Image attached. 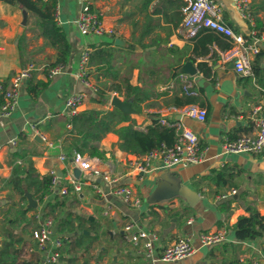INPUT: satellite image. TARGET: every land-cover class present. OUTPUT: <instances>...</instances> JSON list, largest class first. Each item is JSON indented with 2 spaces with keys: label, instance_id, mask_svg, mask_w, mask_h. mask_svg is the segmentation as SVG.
Masks as SVG:
<instances>
[{
  "label": "crops",
  "instance_id": "obj_1",
  "mask_svg": "<svg viewBox=\"0 0 264 264\" xmlns=\"http://www.w3.org/2000/svg\"><path fill=\"white\" fill-rule=\"evenodd\" d=\"M55 1L56 23L66 33L74 52L64 70L48 76L47 66L55 61L57 50L40 34L36 16L19 3L0 0V80L9 85L15 72L29 63L37 66L32 78L19 87L11 115L0 118V249L7 234H14L12 246L0 254V264H45L48 252L37 248L31 232L47 218L53 220V236L63 240L58 264H264V229L252 240H238L233 231L241 215L258 213L264 224V149L259 154L221 152L223 142L255 132L252 109L264 104V87L256 83L253 75L238 74L232 60L224 58L230 41L210 30L185 36L180 31L185 0H91L103 25L113 30L103 35L83 34L77 29L74 21L81 0ZM215 1L221 6L219 16L235 32L247 36L255 30L264 36V0H249L252 22L240 16L231 0ZM117 38L120 43L115 42ZM84 47H89L93 55L88 69L92 87L75 75L79 52ZM98 50L112 52L113 68L107 69L103 60L107 56ZM260 51L264 53V39ZM185 61L195 66L194 75L180 72ZM263 65L262 61L260 66ZM125 76L131 85L146 87L151 93L140 104L141 112L130 114L136 125L144 128L159 119L162 124L174 126L176 136L187 127L197 135L204 159L187 167L155 169L135 179L124 172L127 161L138 156L120 150L117 134L108 132L96 142L105 153L97 165L112 171V175L120 173V184L132 183L141 199L139 206L126 204L121 196L109 193L107 182L95 178L100 192L86 185L77 197L60 195L50 188V193L40 200L32 191H26L36 207L23 213L27 197L24 200L11 185L3 186L15 160L10 153L24 149L40 177L49 175L52 169L65 173L67 162L60 155H65L61 142L70 117L66 97L86 93L79 111L112 109L113 95L125 100ZM115 85H121V94ZM98 91L104 94L103 102H98ZM190 104L206 109L204 122L184 113ZM35 135L41 137L42 143L34 140ZM223 167L233 172V177L227 178L233 186L229 182L217 186L212 181L215 172ZM140 186H144L145 193H140ZM22 188H26L25 183ZM231 189L235 192L230 193ZM58 200L54 209L47 205ZM55 210L57 218L47 216ZM69 213H73L71 224L75 230L61 231L60 220ZM129 222L137 230L156 234L152 254L157 259L149 260L139 245L129 241L130 230L124 231ZM221 228L227 231L225 242L199 246L201 232ZM80 232L97 238L90 245L75 246L69 237ZM181 237L190 238L196 251L175 262L159 260L161 251Z\"/></svg>",
  "mask_w": 264,
  "mask_h": 264
},
{
  "label": "built area",
  "instance_id": "obj_2",
  "mask_svg": "<svg viewBox=\"0 0 264 264\" xmlns=\"http://www.w3.org/2000/svg\"><path fill=\"white\" fill-rule=\"evenodd\" d=\"M186 6L183 8V18L180 24V31L187 37H194L200 30H210L223 35L230 41V47L224 51L225 59H231L233 69L242 76H251L252 57L259 53L260 42L264 36L257 35L255 30H251L247 36L237 33L220 16L221 6L215 0H185ZM238 9L240 16L250 22L251 16L249 0H231ZM91 0H81V8L75 19L77 29L83 34L103 35L112 34L113 30L106 28L101 20L100 13L92 10ZM90 48L84 47L80 50L76 77L86 86H91L88 74V61ZM65 66L57 65L49 69L48 76L54 75ZM37 66L29 63L24 68L15 72L10 78L9 85L0 80V118L8 117L15 109L17 103L18 90L21 84L32 78ZM86 98L85 92L72 93L66 97L65 106L68 114L74 115L79 111L83 100ZM184 113L199 122H204L207 111L204 107L190 104L185 107ZM254 125L256 130L253 134H241L233 140H228L222 144V154H259L264 149V104L254 106L252 109ZM70 125L68 124V127ZM15 144V141H12ZM60 159L75 163L81 170L79 179L72 174L70 167H66L65 173L59 176L56 170L52 169L50 175V188L60 195L69 193L67 185H73L74 192H81L86 185L91 186L95 191L100 192L99 185L94 181L99 178L110 185L109 193L122 197L128 205L139 206L141 199L133 189V184H120V173L112 175V171L102 170L98 167L99 157H90L79 152H74L71 160L67 161L66 156L61 154ZM204 159L203 150L199 144L197 135L189 128L183 127L177 133L175 141L171 145L161 144L145 154L129 159L127 161V176L140 179L144 174L155 169H167L172 166L187 167L201 162ZM65 179L64 185L60 181ZM60 184V186H59ZM59 187V188H58ZM235 190L231 189L230 193ZM107 210H105V213ZM53 220L45 219L41 225L34 228L31 232L32 239L40 251L48 252L45 264H58L60 259V248L63 240L61 237L53 236ZM133 223L125 224L124 231H129ZM129 241L134 245H139L144 254L149 257L152 255L153 240L156 238L154 232H147L141 229L133 231L129 236ZM227 240V231L224 228L201 232L198 236L199 246H213L221 244ZM196 251V247L188 237H181L165 247L159 260L165 262H175L189 257ZM254 264H260L255 261Z\"/></svg>",
  "mask_w": 264,
  "mask_h": 264
},
{
  "label": "trees",
  "instance_id": "obj_3",
  "mask_svg": "<svg viewBox=\"0 0 264 264\" xmlns=\"http://www.w3.org/2000/svg\"><path fill=\"white\" fill-rule=\"evenodd\" d=\"M14 3H19L36 16L37 25L40 28V34L48 41V43L57 50L56 59L53 63L47 66V74L49 69L57 65L67 66L70 62L74 48L68 41L66 33L56 23L54 11L56 7L55 0H7ZM92 10L93 7L91 6ZM95 11V10H94ZM99 51V50H98ZM98 51L94 52V55ZM100 53H105L106 58L103 59L107 64V69L113 68L112 59L113 54L111 51L100 50ZM263 51L256 54L253 61H251L252 75L256 80V83L264 87V65L260 66L263 61ZM93 55H89L88 66L91 64ZM263 73V74H262ZM124 87V99L130 100L131 105L138 112H141V103L147 100L150 96V92L146 87H138L131 85L128 81V77H124L122 81ZM114 89L121 94V85L113 86ZM113 89V88H112ZM101 98L98 102H103V93L98 91L97 93ZM192 99H187V102H191ZM129 122L128 124H123ZM69 127L65 131V137L62 140V149L66 156V160L69 161L72 158L74 152L88 155L90 157L103 158L105 153L98 149L96 142L101 140L108 132H114L119 138L118 148L126 153L141 156L153 148L159 147L162 143L172 144L176 137V128L170 124H162L159 119L153 120L151 124L144 128H139L135 121L128 114H123L117 108L103 110L97 108H88L80 110L74 115L67 118ZM15 161L12 162V174L6 180H4L3 186H12L17 190L22 198L26 200V191H32L34 196H38L40 200L48 193H50V175L40 177L34 169L33 161L31 157L22 148L13 150L10 153ZM228 177H233V172L227 167H223L216 171L212 181L217 186H223L227 182ZM22 183H25L26 188H22ZM230 186H233L229 182ZM78 194V193H77ZM60 201L55 203H47L51 209H54L59 205ZM31 208L27 205L23 209V213H26ZM73 213H69L65 218L60 220V230H67L68 232H74L75 228L71 224V216ZM78 220L80 217L77 216ZM262 217L258 213H253L249 216H239L237 221L233 225V231L235 237L238 240H252L261 235L264 229ZM14 234L11 232L7 234L6 240L3 242L0 249V254L9 250L14 241ZM75 246L90 245L92 240L97 236L86 235L80 232L78 235L69 237ZM22 238H19L21 240Z\"/></svg>",
  "mask_w": 264,
  "mask_h": 264
},
{
  "label": "water",
  "instance_id": "obj_4",
  "mask_svg": "<svg viewBox=\"0 0 264 264\" xmlns=\"http://www.w3.org/2000/svg\"><path fill=\"white\" fill-rule=\"evenodd\" d=\"M115 42L120 43L121 41H120V39L117 38L115 40ZM232 66H233V63H232ZM180 72L185 73V74L194 75L196 73V68L191 61H185L184 64L181 65V67H180ZM110 104L113 107L117 108L119 111H121L123 114L130 115V114L138 113V111L132 107L130 100H122L119 97H117L116 95H113L111 97ZM34 140L42 143V139L39 135H35ZM67 165H68V167L71 168L72 174L74 175V177L76 179H79L80 175H81V170L78 168V166L75 165V163H73V162H70ZM57 173L59 176L61 175L60 170H57ZM25 195H26L27 200H28V206L32 207V208L36 207V202L34 201L32 196L29 193H26Z\"/></svg>",
  "mask_w": 264,
  "mask_h": 264
},
{
  "label": "rangeland",
  "instance_id": "obj_5",
  "mask_svg": "<svg viewBox=\"0 0 264 264\" xmlns=\"http://www.w3.org/2000/svg\"><path fill=\"white\" fill-rule=\"evenodd\" d=\"M224 157H228V155H224ZM181 166H178V165H176V166H172V167H170V168H168V169H175V168H180ZM182 168V167H181ZM60 181L62 182V184L64 185V183H65V179L64 178H61L60 179ZM144 183V182H143ZM67 188H68V191H69V193H68V195L67 196H72V197H77V192H74V190H73V185L71 184V183H69L68 185H67ZM139 190H140V193H145L146 192V189L144 188V186H140L139 187ZM65 196V195H64ZM54 212H56V210L55 211H53V212H50V213H48L47 214V216H50V217H52V218H57V214H54ZM135 230H137V228H135L134 226L131 228V230L127 233L128 234V236L133 232V231H135ZM148 233H149V231H148ZM66 241V239H64V242ZM154 245H152V247H153ZM83 257H85V255H83ZM88 258V255H86V258L85 259H87ZM82 259H84V258H82ZM149 260H155V259H157V255L153 252V254L151 255V256H149V258H148ZM158 261V260H157ZM161 263V262H160ZM161 264H169V263H161Z\"/></svg>",
  "mask_w": 264,
  "mask_h": 264
}]
</instances>
